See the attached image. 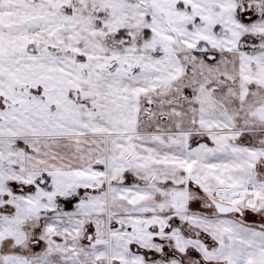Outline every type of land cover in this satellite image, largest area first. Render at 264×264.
Listing matches in <instances>:
<instances>
[{
	"label": "snow or ice",
	"instance_id": "6c2138e0",
	"mask_svg": "<svg viewBox=\"0 0 264 264\" xmlns=\"http://www.w3.org/2000/svg\"><path fill=\"white\" fill-rule=\"evenodd\" d=\"M0 264H264V0H0Z\"/></svg>",
	"mask_w": 264,
	"mask_h": 264
}]
</instances>
